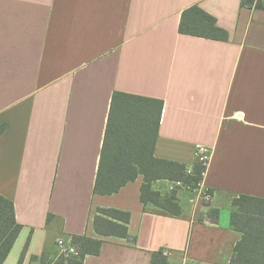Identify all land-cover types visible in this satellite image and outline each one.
<instances>
[{"label":"crops","instance_id":"crops-1","mask_svg":"<svg viewBox=\"0 0 264 264\" xmlns=\"http://www.w3.org/2000/svg\"><path fill=\"white\" fill-rule=\"evenodd\" d=\"M196 5L226 39L179 31ZM115 91L160 99L154 155L192 167L211 151L194 189L178 187V214L140 201L142 175L112 194L93 192ZM0 195L22 225L3 264L59 256L57 239L102 240L83 264H230L241 238L239 194L264 198V0H0ZM98 208L128 211L129 238L100 236Z\"/></svg>","mask_w":264,"mask_h":264},{"label":"trees","instance_id":"trees-1","mask_svg":"<svg viewBox=\"0 0 264 264\" xmlns=\"http://www.w3.org/2000/svg\"><path fill=\"white\" fill-rule=\"evenodd\" d=\"M248 0H242V5ZM179 31L183 34L212 39H226V32L216 24L213 16L196 5L181 14ZM163 101L151 97L115 91L107 117L93 192L112 194L122 186L142 175L140 201L151 204L171 214H178L180 206L176 197L178 187L167 195L152 188L160 179L181 181L195 188L202 166L195 162L193 173L186 174L185 164L158 158L154 155ZM4 126L0 125V131ZM210 193L212 190L209 189ZM234 226L241 232L236 242L230 264H264V198L239 194L231 202ZM130 214L114 208H98L92 220L94 231L100 236L129 238ZM22 225L16 221L13 202L0 195V264L7 258ZM70 243L76 254L59 255L50 259L42 253L33 258L39 264H83L86 255H97L102 240L73 235ZM20 264V262H19ZM150 264H167L162 251L152 253Z\"/></svg>","mask_w":264,"mask_h":264},{"label":"built area","instance_id":"built-area-1","mask_svg":"<svg viewBox=\"0 0 264 264\" xmlns=\"http://www.w3.org/2000/svg\"><path fill=\"white\" fill-rule=\"evenodd\" d=\"M258 1H261V0H254V3ZM210 156H211V151L207 146L201 145V144L196 146L195 160L197 163H199L202 166L203 169H201V171L199 172V180L196 183L194 191L196 192L197 199H203L207 201L210 199L211 193L209 189L206 188V186L204 185L203 180H204V177L206 175V171L209 165ZM185 173L192 174L193 173L192 167H187L185 170ZM173 185L174 186H184V184L181 181H175L173 182ZM56 244L59 247V251H60L59 255L68 257V256L76 254V249L71 243H65L63 239H57ZM162 254L167 255L168 251L164 249L162 251Z\"/></svg>","mask_w":264,"mask_h":264}]
</instances>
